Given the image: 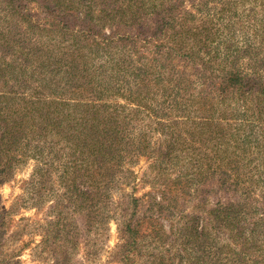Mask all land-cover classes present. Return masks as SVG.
I'll return each instance as SVG.
<instances>
[{
    "label": "trees",
    "instance_id": "obj_1",
    "mask_svg": "<svg viewBox=\"0 0 264 264\" xmlns=\"http://www.w3.org/2000/svg\"><path fill=\"white\" fill-rule=\"evenodd\" d=\"M184 1L0 0V183L32 159L27 183L32 204L43 191H51L52 208L61 214V208L71 209L81 229L102 222L108 190L129 173L125 160L132 163L150 149L148 130L135 134L127 128L130 113L142 107L151 120L148 127L155 125L162 136L150 149L152 165L175 167L178 155H185L193 176L178 173L167 179L159 202L151 203L155 213L137 216V199L129 202L118 261L131 264L132 256L162 242L166 211L191 204L186 222L169 228L188 264H264V132L255 134L244 116L250 112L254 121H264L261 46L243 40L235 47L242 52L231 59L226 53L215 65L193 49H175L174 37L186 36L176 26L193 15ZM187 1L203 8L208 0ZM230 1L224 12L231 11ZM53 38L64 41L63 49H43ZM155 39L172 43L163 49L152 45L151 53L148 46ZM192 44L197 48V42ZM90 49L103 58L99 69H89ZM243 55L245 68L235 63ZM187 66L203 82L185 97ZM118 97L134 104V110L117 106ZM205 104V119L191 122L183 136L174 114L188 119L187 106L197 105L203 114ZM236 110L241 132L215 122L218 111L234 118ZM162 261L154 257L155 264ZM0 264L8 263L0 258Z\"/></svg>",
    "mask_w": 264,
    "mask_h": 264
},
{
    "label": "rangeland",
    "instance_id": "obj_2",
    "mask_svg": "<svg viewBox=\"0 0 264 264\" xmlns=\"http://www.w3.org/2000/svg\"><path fill=\"white\" fill-rule=\"evenodd\" d=\"M228 1L208 0L207 5L203 8L194 6L195 3H190L187 0L184 1L183 7L187 11H192L193 15L181 21L176 26V31H183L186 35L184 39H188V42L177 36L174 37L175 49H183L182 52L193 49L199 52L205 61L211 60L210 65H215L226 53L230 55L231 59L235 57L233 53L242 52L244 49L235 47H241L243 40L246 42L249 39L255 47L261 46L257 52L264 61V29H260L261 26L264 27V0H231V11L224 12L222 7H227ZM208 32L213 35L210 37ZM102 33L108 35V26L103 28ZM49 40V46L43 47V49H63L64 41L58 38ZM204 41L205 46L203 47L200 44ZM196 42L198 43L197 48H190L192 43ZM152 43L148 46L150 49L152 48L148 49L151 53L155 51V47L152 45L160 46L163 49L169 47L172 41L160 42L155 39ZM34 44L37 43L34 42ZM233 45H235L234 48ZM106 49L113 48L107 47ZM95 50L90 49L91 53L87 58L91 70L99 69L103 63V58L95 54ZM147 56L145 55V57ZM245 57L243 55V58L240 57L241 60H235L236 65L245 68ZM175 64L179 70L182 69L180 63L175 61ZM186 71L189 72V76L187 75L188 93L185 94V97L193 91L200 90L203 82L199 75L192 74L191 66H187ZM98 75L99 72L96 74V79L93 78L94 81L98 80ZM88 97L90 98L92 95H88ZM115 100L117 106H123L128 111L135 108L134 104L126 103L119 97ZM208 106L205 104L206 110L203 114L197 109V105L187 106L188 114H190L188 119H185V114L180 112L174 114L175 118L181 122L183 136H186L185 129L190 128L191 122L197 121L196 123H198L205 119ZM219 111L215 120L218 125L227 128V131L232 127H240L239 132L244 130L239 118L236 117L239 113L237 110L234 113V118L230 116L229 111L225 114H221ZM129 116L132 118H130L131 121L127 128L134 130L135 134L141 129L148 130L150 149L157 147L162 136L155 131V125L151 128L148 127L151 120L146 117V112L142 107L139 113H130ZM244 116L251 120L253 132L262 135L264 121L260 123L254 121L250 112H246ZM185 120L188 122L187 124ZM231 144L233 145V142ZM150 149L145 151L147 154L138 156L132 163H130L131 160H125L124 165L129 166V173L125 172V175L121 176L120 183L108 190L106 206L104 205L101 210L106 218L102 219V222L92 223L84 229L80 227L83 225L80 224L79 216L72 213L71 209L63 210L61 208L63 213L61 214L60 210L52 208L55 198L51 191H43L42 195L36 198V204H32L33 198L27 183L33 172L35 161L31 159L21 165L9 181L0 183V258L8 264H121L118 261V250L124 243L121 225L123 216L127 214L129 202L137 199L139 203L137 216H141L143 213H155L156 207L151 203L159 202L160 190L164 183H167V179L174 178L178 173H181L185 179L193 176L188 173L190 167L185 155H178L174 164L177 168L161 163L154 167L152 165L154 158L151 156L154 154ZM51 182L55 187H58L55 179ZM190 210L191 204H186L180 211H166L168 218L162 219L166 231L163 243L152 244L140 255L132 256L131 264H155V256L163 259L160 264H188L185 254L179 252L183 245L173 236H175L174 228L186 222V214ZM95 211H97L96 208ZM58 214L61 215L62 220L58 221ZM65 224L67 226L63 228ZM201 224L202 222L197 225L199 229ZM170 227H174L173 231L169 230ZM64 237L71 239L72 243L67 244L63 240Z\"/></svg>",
    "mask_w": 264,
    "mask_h": 264
}]
</instances>
